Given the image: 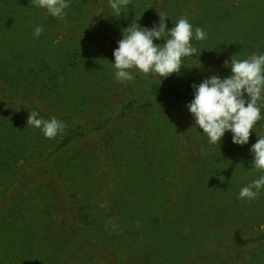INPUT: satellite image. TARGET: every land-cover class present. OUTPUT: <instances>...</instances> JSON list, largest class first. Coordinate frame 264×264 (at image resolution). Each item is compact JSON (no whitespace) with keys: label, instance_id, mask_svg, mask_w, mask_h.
Here are the masks:
<instances>
[{"label":"trees","instance_id":"trees-1","mask_svg":"<svg viewBox=\"0 0 264 264\" xmlns=\"http://www.w3.org/2000/svg\"><path fill=\"white\" fill-rule=\"evenodd\" d=\"M209 1L213 2L215 14L216 9L227 3V0ZM149 3L150 0H129L117 17L108 0H72L66 19L61 20L51 17L46 10L33 8L31 0H0V82L5 88L20 92L28 85L23 80L32 74L36 80L34 88L45 87L48 100L54 99L55 103L49 105L64 115L84 113L80 89L92 86L94 79L88 82L89 76L84 72L87 64L85 60L77 63L82 54L79 48L71 46V41L67 39L54 47L56 30L63 29L73 43L92 41L94 34L108 42L112 40L108 34L129 27L121 16L137 18L144 13L148 17L144 11H151ZM37 25L44 28L39 38L33 35ZM81 31L85 34L80 39ZM86 50L94 54L92 47ZM70 65L81 66V73L66 77ZM53 79L55 92L49 96V82ZM192 85L188 82L165 90L153 87V94L168 100L191 101ZM17 120H13L15 124L9 120L0 125V176L12 171L16 162H26L34 155L30 148L36 149L39 142L45 141L32 135L28 138V128ZM103 127L100 124L96 130ZM133 129L139 134V130ZM146 129L148 137H153L147 149L153 153L149 160L153 168L144 167L141 172L148 170L153 181L134 173L140 172L135 166H139L141 155L147 152L138 150V157L133 158L136 161L127 165L134 171L128 175L134 182L129 184L128 192L138 193L136 199L123 202L127 193L117 186L114 191L119 200L99 196L109 187L101 186L92 172V157L68 154L60 165L62 174L57 175L60 181L56 186L45 180H31L24 183L21 197L6 201L13 202V206L7 205L6 210L0 211V264H264V231L249 237L250 228H264V190L253 201L239 198L242 187L264 174L254 170L251 164L254 157L247 151V144H233L228 132L220 144L213 145L202 129L197 126L190 129L195 150L190 156L191 171L186 175V186L179 191L181 200L176 203L154 197L164 185L157 168H171L176 163L167 123L153 115V130L150 126ZM85 131L83 125L67 126L66 136L54 155L86 138L89 132ZM255 135L252 131L249 141ZM126 161L123 158L117 164L125 166ZM105 176L101 175V182ZM8 187L0 190V200ZM244 230L252 244H257L256 250L248 255L245 250L233 254L228 250L235 247V242L247 239L240 234ZM222 242L225 246L220 245Z\"/></svg>","mask_w":264,"mask_h":264},{"label":"rangeland","instance_id":"rangeland-1","mask_svg":"<svg viewBox=\"0 0 264 264\" xmlns=\"http://www.w3.org/2000/svg\"><path fill=\"white\" fill-rule=\"evenodd\" d=\"M212 5L213 2L209 0H150L148 6H151V11H144L148 17L144 13H141L137 18L126 14L121 16L126 26L135 22L141 26L152 27L159 24V15H161L167 17L165 18L166 30L174 27L180 18H187L193 25V29L200 27L206 32L207 39L203 41L193 39L192 41L193 46L197 48L196 55L183 58L180 73L162 79L161 83L154 74L145 75L136 69L131 70L135 75L133 81L122 83L115 79V70L112 66V63L115 62L113 51L118 47L117 42L122 39V31L126 29L124 26L117 34L113 32L108 34L112 39L108 42L94 34L92 41L79 40L73 43L69 39L70 37L63 34V29H57L53 41L54 47L65 43L67 39L71 41V46L75 49L79 48L85 57L79 55L77 63L85 60L84 64H87V67L83 70L89 76L88 82L91 81V78L94 79L92 86L85 85L80 89L83 92L81 98L85 100H83L84 113L64 115L54 105H49L55 103L54 99L48 100L46 91L48 89L45 87L34 88L36 80L32 74L23 80L25 85H28L20 92L14 91L8 86L5 88L4 84L0 82V125H6L9 120L15 124L13 120L18 119L19 124H24L28 128L30 133L28 138L32 135L45 139L44 142H39L36 149L30 148L29 152L34 155L29 157L26 162L21 160L16 162L12 171L10 170L6 176L4 174L0 176V190L9 186L5 197L0 200V211L6 210L7 205L13 206V202L7 203L6 201L8 199L13 201V198L21 197L25 191L23 186L26 184L24 183L28 181L39 182L40 179L52 182L56 186L60 181L59 177L56 179L57 175L62 174L60 172L62 160L68 154L76 153L90 155L93 159L92 172L100 180L101 186L108 185L109 190L99 196L109 195L114 200H119L117 192L114 191V187L117 186L127 193L123 202L136 199L138 193L128 192L129 184L134 183L128 175L134 171L127 168V165L129 167L136 161L133 158L138 157V150H146L147 152L141 155L139 166H135L140 172L134 173L139 176L144 175L153 181V176L148 174V170L141 172L144 167L146 169L153 168L152 161H149L150 158H153V153H148L147 150L148 142L153 141V137H148L149 132L146 129V126H150L153 130V115L166 121L170 141H172L170 148L176 154V163L171 168L161 167V163L158 161L157 164L160 166L157 168L158 177L164 178L160 181L164 185L163 190L156 192L154 197L162 198L161 200L164 201L167 199L171 202H180L179 191L186 186V175L188 176L191 171L189 170L191 167L190 156L194 155L195 150V146L192 144L193 131L190 132V129L192 130L196 125L186 108V104L190 101L168 100L156 93L153 94V87L165 90L169 86H183L188 82L199 84L203 79L212 75L225 78L231 74L230 68L224 66L225 60L230 61L233 56L247 59L254 53H264V0H227V3L223 4L224 8L216 9V14L215 11H212ZM84 34L81 31L79 38L81 39ZM164 42L163 38L154 41L161 46ZM84 47L86 49L92 47L94 54ZM80 67L68 66L66 77L76 76V73L80 74ZM49 85L51 89L49 96H51V92H55L54 79L49 82ZM81 98H78L79 102H81ZM32 111L39 112V118L50 120L55 117L67 126L83 125L86 128L85 132H89V134L86 138L71 143L62 154L54 155L66 136L65 130L54 139L45 138L40 129L27 126V120ZM262 116H264V110H262ZM138 120L144 122L143 125L137 123ZM100 124H103L104 127L97 131L96 128ZM141 126H143L142 129L139 128ZM133 127L139 130V134ZM252 131L257 134L247 144V151H250L251 145L257 142V135L264 136V124L262 125L259 121ZM40 151L43 153L40 154ZM51 153L52 156H49ZM123 158L127 160L125 166H123L124 164L118 165L117 163L121 162ZM187 168L188 170L185 171ZM101 175H106L102 178L103 182H101ZM140 183L143 181L141 180ZM250 229L252 230L249 237L258 236L264 231L263 227ZM246 231L244 230L240 234L246 236L247 239L235 242V247H231V250L227 249L228 251L240 254L245 250L244 254L248 255L249 252L256 250L257 244H252L251 239L245 233ZM233 241H235V236ZM220 245L225 246V242Z\"/></svg>","mask_w":264,"mask_h":264},{"label":"clouds","instance_id":"clouds-1","mask_svg":"<svg viewBox=\"0 0 264 264\" xmlns=\"http://www.w3.org/2000/svg\"><path fill=\"white\" fill-rule=\"evenodd\" d=\"M129 0H108V6L114 16L122 14ZM33 8L46 10L53 18L66 19L67 9L72 0H31ZM160 16L158 25L129 26L122 31V39L114 49V76L118 82H130L135 79L132 69L138 72L154 74L160 80L172 74H178L183 65V58L196 55L197 48L192 41L207 39L206 32L195 27L187 18H180L171 29H167L164 16ZM42 25L35 26L33 35L39 38L43 33ZM164 39V43L154 41ZM231 74L225 78L212 75L199 84H193V99L186 104L194 124L208 138L210 144L221 142L225 133L230 132L232 143L244 146L249 143L254 127L261 120L264 110V53L252 54L247 59L235 56L224 61ZM27 126L40 129L47 139H54L64 132L67 125L55 117L50 120L39 118V112L32 111ZM257 134V133H256ZM258 136L251 145L250 154L254 157L251 164L254 170L264 173V136ZM264 190V174L241 188L239 198L253 201Z\"/></svg>","mask_w":264,"mask_h":264}]
</instances>
